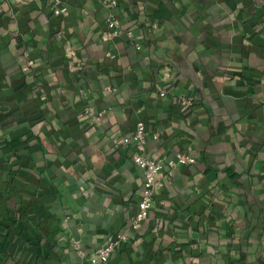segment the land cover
<instances>
[{
    "label": "crops",
    "instance_id": "1",
    "mask_svg": "<svg viewBox=\"0 0 264 264\" xmlns=\"http://www.w3.org/2000/svg\"><path fill=\"white\" fill-rule=\"evenodd\" d=\"M61 1L0 0V264H86L123 230L109 264H264V4L118 0L104 39L99 0ZM137 120L144 154L195 161L134 228L143 173L114 139Z\"/></svg>",
    "mask_w": 264,
    "mask_h": 264
},
{
    "label": "built area",
    "instance_id": "2",
    "mask_svg": "<svg viewBox=\"0 0 264 264\" xmlns=\"http://www.w3.org/2000/svg\"><path fill=\"white\" fill-rule=\"evenodd\" d=\"M100 4L106 9V16L103 20L104 29L101 31V36L104 39H110L117 36L122 30L123 26L120 22L116 7L118 0H99ZM51 5V13L57 19H63L68 15V8L61 0H49ZM130 43L136 48H141L139 37L135 36L131 29L125 31ZM63 30L60 28L56 31L57 37H62ZM107 88H109L107 86ZM181 110L184 111L190 107L193 98L191 96H179ZM88 115V120L94 122L102 114L103 110H92L85 108ZM154 132L153 136H157ZM145 124L142 120H137L134 128L126 135L115 138L116 144L133 145V152L131 158L133 162L142 169L143 181L141 192L137 200L136 210L131 217L130 224L132 227L139 225L148 215L151 209L154 195V187L160 184L163 179L164 168H172L179 164H192L195 159L193 156L184 153L176 152L173 157L162 155L158 158H151L141 151L142 145L145 143ZM129 238V233L125 230L121 232L108 233L104 241L95 247L88 258L87 264H109L112 254L120 248ZM191 264H200L199 261H193Z\"/></svg>",
    "mask_w": 264,
    "mask_h": 264
},
{
    "label": "trees",
    "instance_id": "3",
    "mask_svg": "<svg viewBox=\"0 0 264 264\" xmlns=\"http://www.w3.org/2000/svg\"><path fill=\"white\" fill-rule=\"evenodd\" d=\"M257 1L261 2L262 5L264 4V0H257ZM57 28H58V25L52 24L51 29H50V34L54 35L57 31Z\"/></svg>",
    "mask_w": 264,
    "mask_h": 264
},
{
    "label": "rangeland",
    "instance_id": "4",
    "mask_svg": "<svg viewBox=\"0 0 264 264\" xmlns=\"http://www.w3.org/2000/svg\"><path fill=\"white\" fill-rule=\"evenodd\" d=\"M87 264V263H86Z\"/></svg>",
    "mask_w": 264,
    "mask_h": 264
}]
</instances>
